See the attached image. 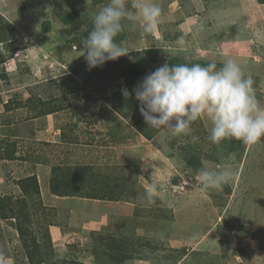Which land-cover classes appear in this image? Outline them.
<instances>
[{
	"label": "rangeland",
	"instance_id": "obj_1",
	"mask_svg": "<svg viewBox=\"0 0 264 264\" xmlns=\"http://www.w3.org/2000/svg\"><path fill=\"white\" fill-rule=\"evenodd\" d=\"M107 2L0 0V264H264V141L213 144L204 117L173 136L140 113L124 118L123 94L112 96L164 63L231 58L264 104V4L156 0L157 31L123 21L117 43L128 55L89 70L82 41ZM223 164L234 179L201 191L198 169ZM54 165L79 201L44 206ZM30 176L39 191L23 198L18 181Z\"/></svg>",
	"mask_w": 264,
	"mask_h": 264
},
{
	"label": "clouds",
	"instance_id": "obj_2",
	"mask_svg": "<svg viewBox=\"0 0 264 264\" xmlns=\"http://www.w3.org/2000/svg\"><path fill=\"white\" fill-rule=\"evenodd\" d=\"M125 20L138 21L143 33L151 34L162 23V10L156 0H108L94 15L93 27L82 41L89 70L128 55L123 42H116ZM176 44H185L183 36ZM253 84L251 75L245 76L240 64L229 58L219 67L215 62L206 66L164 63L148 73L133 93L148 127L173 136L190 135L193 122L204 117L211 125L207 137L211 143L237 140L251 146L264 141V104L257 99ZM133 93L122 89L125 99ZM227 159L233 160L234 155ZM234 177L231 164L201 167L196 175L204 192L222 190ZM156 195L157 186L150 184L148 202H154Z\"/></svg>",
	"mask_w": 264,
	"mask_h": 264
},
{
	"label": "trees",
	"instance_id": "obj_3",
	"mask_svg": "<svg viewBox=\"0 0 264 264\" xmlns=\"http://www.w3.org/2000/svg\"><path fill=\"white\" fill-rule=\"evenodd\" d=\"M257 1L259 4H264V0H257ZM119 40L120 39L116 38V42ZM110 66H113V64H110V61L105 64L106 68H109ZM95 69H97V68H95ZM70 75L72 76V73ZM138 83L139 82H135L132 86L128 83L119 84L118 85L119 87L116 89L115 92L112 93V96L118 97V96L122 95V89L124 87L127 88L128 91H132V93H133V89L137 86ZM123 99L125 100V98H122L121 102L123 104V109L125 108V110L122 109V111H123L122 116L124 118L130 120V121H133L134 119H136L138 117V114L140 113V110H139L140 106H139L138 102L135 100L134 93L130 96V98L127 99V101H123ZM51 113H53V111L49 110L45 114L48 115ZM143 134L147 135V133H143ZM190 163L192 165H194L196 162L190 161ZM61 168L56 167L55 165L51 167L52 175H51V180H50V184H49V191L51 192V194L59 196V197H69V196L75 197L76 195L68 194L69 192L66 191L64 188V186H66V185H64L65 180H63V178L60 176ZM71 181H73V180L71 179ZM71 181H68V182H70L72 185L75 183L76 180H74L73 182H71ZM18 182L20 185L19 187L21 188V193H23V198L26 196L25 194L29 193L30 191H34L36 194L39 191V184H38L35 176H30L28 178L21 179ZM121 194H122V196H124L125 195L124 191ZM26 257H28L29 262H33V258L31 257L28 250L26 253Z\"/></svg>",
	"mask_w": 264,
	"mask_h": 264
},
{
	"label": "crops",
	"instance_id": "obj_4",
	"mask_svg": "<svg viewBox=\"0 0 264 264\" xmlns=\"http://www.w3.org/2000/svg\"><path fill=\"white\" fill-rule=\"evenodd\" d=\"M40 190H41V193H42L43 204H44L45 207L58 208L61 205V203L66 200V197H59V196L51 194V192L49 191V184L45 185L44 188H43V186L41 187V185H40ZM67 198L70 200V202H71V199L75 200V197H67ZM75 201H79V200L76 199ZM75 204H77V203L75 202ZM78 205L80 206L82 204L79 203ZM104 207L106 208L105 205H104ZM100 225H103V224L101 223ZM69 228H71V227H69ZM69 228H65V227L63 228L62 227L61 229L66 235H69V237L72 238L71 234H72V232L74 230L72 228L71 229H69ZM83 228L86 231H89L88 228H86L85 226H83ZM85 230H82V231H85ZM49 231H50V234H52V236H53V241L55 239H57L56 236H55V233L58 231L57 230V226L50 225Z\"/></svg>",
	"mask_w": 264,
	"mask_h": 264
}]
</instances>
